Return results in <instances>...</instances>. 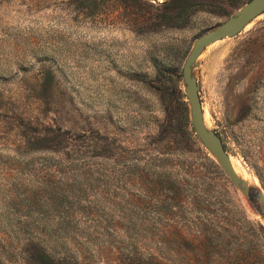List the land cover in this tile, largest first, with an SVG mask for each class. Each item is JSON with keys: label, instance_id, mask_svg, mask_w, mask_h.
<instances>
[{"label": "rangeland", "instance_id": "obj_1", "mask_svg": "<svg viewBox=\"0 0 264 264\" xmlns=\"http://www.w3.org/2000/svg\"><path fill=\"white\" fill-rule=\"evenodd\" d=\"M245 1L0 0V197L24 176L17 169L26 160L38 176L49 168L56 179L50 173L58 160L77 158L84 168L92 165L84 170L94 171L90 155L103 148L116 158H132L134 176L150 164L160 170L152 164L162 163L172 177L193 185L188 175L210 178L199 147L229 194L208 193L204 211L232 224V238L250 242L249 264H264V215L256 198L264 193V11L236 35L204 47L192 65L204 123L246 181L247 196L182 122V102L187 103L181 66L192 41ZM186 112L189 120L188 107ZM46 146L54 151H32ZM109 162L102 163L106 173ZM117 181L116 188L109 179L86 194L101 203L86 204L84 210L97 219L83 224L108 233L89 243L93 264H115V199L133 202L130 227L136 234L166 227L150 220L145 181ZM142 213L145 221L137 217ZM242 215L251 226L239 227ZM179 260L185 264L184 249Z\"/></svg>", "mask_w": 264, "mask_h": 264}, {"label": "trees", "instance_id": "obj_2", "mask_svg": "<svg viewBox=\"0 0 264 264\" xmlns=\"http://www.w3.org/2000/svg\"><path fill=\"white\" fill-rule=\"evenodd\" d=\"M182 103L183 125L194 133L187 107L184 101ZM57 136L55 134L53 138ZM46 147L32 148V151H54L46 150L50 146ZM197 150L210 178L204 173L192 172L187 179L193 185H188L186 177H172L163 170L162 163L152 164L159 166L160 170L151 169L150 164L145 172L134 176L137 167L130 160L132 158H116L105 148L90 155L92 164L97 165L94 171L84 170L92 165L87 164L84 168L78 164L77 158L58 160L50 173L56 174V179L49 177V168L38 176L39 172H34L26 160L17 169L24 176L14 183L13 190L7 189L0 197V264L7 262L8 258L13 260L12 264H93L89 243L108 233L89 230L84 225L88 220L97 219V216L90 218L84 210L86 204L100 207L101 203L89 200L86 194L100 183L107 186L109 179L115 180L116 188L117 180L122 176L125 181L133 178L139 183L145 181L144 188L149 193L148 202L152 208L150 220L164 223L166 227L136 234L130 227L135 213L133 202L126 199L119 204L115 199V264H182L179 260L181 249L186 253L185 264H249L250 242L232 238L229 235L232 224L214 220L201 205L203 197L210 192H216V197H229V194L217 184L213 162L201 153L199 147ZM107 161L112 166L106 173L102 163ZM118 162L125 168L116 169ZM207 179L212 181V186L206 183ZM261 186L264 189L262 181ZM117 208L121 214L117 213ZM144 215L137 217L145 221ZM182 223L187 224L183 229L180 228ZM122 224L125 227L119 226ZM238 225L252 224L242 215ZM260 253L264 263V244Z\"/></svg>", "mask_w": 264, "mask_h": 264}, {"label": "water", "instance_id": "obj_3", "mask_svg": "<svg viewBox=\"0 0 264 264\" xmlns=\"http://www.w3.org/2000/svg\"><path fill=\"white\" fill-rule=\"evenodd\" d=\"M263 11L264 0H246L226 19L213 28L201 33L192 41L191 48L181 66L183 91L188 107L189 121L194 133L233 186L239 189L245 196L248 195L246 181L240 178L233 170L219 136L213 130L207 128L204 123L198 95V85L192 74V65L204 47L224 37L236 35L249 21ZM256 198L260 204V212L264 215V193L258 191Z\"/></svg>", "mask_w": 264, "mask_h": 264}, {"label": "bare ground", "instance_id": "obj_4", "mask_svg": "<svg viewBox=\"0 0 264 264\" xmlns=\"http://www.w3.org/2000/svg\"><path fill=\"white\" fill-rule=\"evenodd\" d=\"M247 25V24H246Z\"/></svg>", "mask_w": 264, "mask_h": 264}]
</instances>
